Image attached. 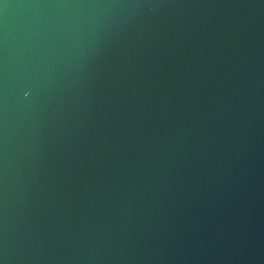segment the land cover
<instances>
[{
	"label": "water",
	"instance_id": "1",
	"mask_svg": "<svg viewBox=\"0 0 264 264\" xmlns=\"http://www.w3.org/2000/svg\"><path fill=\"white\" fill-rule=\"evenodd\" d=\"M0 264H264V0H0Z\"/></svg>",
	"mask_w": 264,
	"mask_h": 264
}]
</instances>
